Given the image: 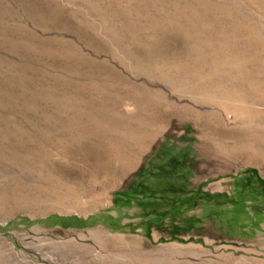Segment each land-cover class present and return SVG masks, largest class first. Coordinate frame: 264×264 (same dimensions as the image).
<instances>
[{
  "label": "rangeland",
  "instance_id": "1",
  "mask_svg": "<svg viewBox=\"0 0 264 264\" xmlns=\"http://www.w3.org/2000/svg\"><path fill=\"white\" fill-rule=\"evenodd\" d=\"M258 118L264 0H0V264H264Z\"/></svg>",
  "mask_w": 264,
  "mask_h": 264
},
{
  "label": "bare ground",
  "instance_id": "2",
  "mask_svg": "<svg viewBox=\"0 0 264 264\" xmlns=\"http://www.w3.org/2000/svg\"><path fill=\"white\" fill-rule=\"evenodd\" d=\"M245 126H249L248 127L249 129L251 128L250 130H251V133H252V136L254 139L253 142H255L254 147L250 148V150H249L250 153L248 156L250 158L248 156L247 157L249 158V160L251 159L252 161H255V162H257L259 159L264 160V119L258 118L256 120H252V121L246 120ZM245 129H247V128H245ZM257 144H259V145H257Z\"/></svg>",
  "mask_w": 264,
  "mask_h": 264
}]
</instances>
